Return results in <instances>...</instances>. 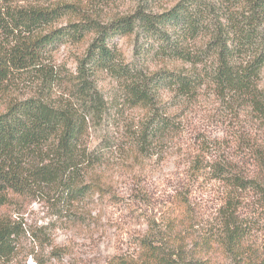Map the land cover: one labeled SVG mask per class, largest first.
Listing matches in <instances>:
<instances>
[{
    "label": "rangeland",
    "instance_id": "1",
    "mask_svg": "<svg viewBox=\"0 0 264 264\" xmlns=\"http://www.w3.org/2000/svg\"><path fill=\"white\" fill-rule=\"evenodd\" d=\"M178 1L0 0V54L6 57L33 36L10 20L21 9L59 6L55 17L37 31L45 33L72 21L107 23L138 9L160 13ZM90 38L60 43L35 66L11 67L0 87V112L16 101L38 97L79 114L80 119L86 117L73 174L84 182L98 178L105 195L94 192L70 199L56 181L34 184L12 196L0 208V216L19 233L14 253L2 264H111L116 258L135 257L139 239L158 242L176 230L181 248L189 254L193 239L206 235L221 240L229 213L231 219L246 223L252 242L264 254V63L255 83L257 102L220 91L207 69L206 83L192 98L164 89L156 110L173 128L141 145L149 114L130 106L127 89L112 73L92 74L84 68L80 59ZM139 40L132 35L115 42L122 59L142 72L165 68L190 74L203 69L165 55H139L135 47ZM194 45L201 47L203 38L198 37ZM82 78L96 87L102 98L100 109L84 105ZM54 160L47 149L33 158L41 165ZM203 165L209 166L206 174H196L194 167ZM215 167L242 177L243 187L236 190L226 184L213 171ZM209 264L239 262L214 245Z\"/></svg>",
    "mask_w": 264,
    "mask_h": 264
},
{
    "label": "trees",
    "instance_id": "2",
    "mask_svg": "<svg viewBox=\"0 0 264 264\" xmlns=\"http://www.w3.org/2000/svg\"><path fill=\"white\" fill-rule=\"evenodd\" d=\"M212 1L179 0L160 13L138 9L132 15L107 23L72 21L45 33L37 31L55 17L59 6L21 9L10 20L26 27L33 36L6 57L0 54V87L11 67L35 66L44 53L60 43H79L91 35L80 61L92 74L112 73L127 89L130 106L149 114L140 134L141 145L162 138L173 128L172 122L156 110L161 92L173 88L177 95L192 98L206 83V69L213 72V82L220 91L253 97L252 101L257 102L255 83L264 63V0H216V4ZM231 5L233 7L229 8ZM132 35L141 37L135 45L139 55H165L203 69L186 74L165 68L142 72L136 65L129 66L115 41ZM198 37L203 38L201 47L194 45ZM81 81L80 96L84 105L100 109L102 98L96 87L85 78ZM72 114L38 97L16 101L0 112V208L7 205L12 196L23 194L34 184L56 181L61 182L59 187L70 199H80L94 192L105 195V186L98 178L88 182L75 179L73 169L77 166V149L86 130V117L80 119L79 114ZM44 149L50 150L55 160L49 165L34 163L33 158ZM193 170L204 176L209 166H196ZM213 171L236 190L244 185L242 177L227 169L215 167ZM230 215L227 214L223 222L227 230L221 233V240L206 235L193 239L192 253L183 251L182 238L176 230L158 242L139 239L135 257H115L111 264H209L214 245L222 247L239 264H264V254L252 242L246 223L231 219ZM18 233L14 224L0 216V264L14 253Z\"/></svg>",
    "mask_w": 264,
    "mask_h": 264
}]
</instances>
